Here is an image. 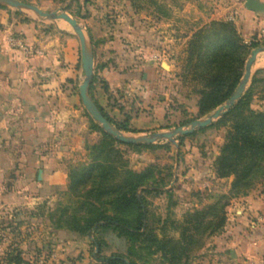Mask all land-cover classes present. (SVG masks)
I'll return each mask as SVG.
<instances>
[{
	"label": "rangeland",
	"instance_id": "374dc122",
	"mask_svg": "<svg viewBox=\"0 0 264 264\" xmlns=\"http://www.w3.org/2000/svg\"><path fill=\"white\" fill-rule=\"evenodd\" d=\"M22 1L45 11H65L88 33L93 46L96 76L91 89L93 100L114 122L125 120L127 116L124 112L145 115L155 112L153 109L157 107L156 111L164 115L163 123L158 125L166 128L155 127L143 132L147 134L177 126L186 127L192 120L204 118L213 111L199 113L198 101L203 82L189 71L186 49L193 33L212 21H230L238 27L236 11L229 0ZM221 8L226 11L219 17H213ZM6 9L13 12L16 18L33 20L43 35H61V43L65 46L71 45L74 40L77 75L73 89L82 108L87 131L85 154L66 164V183L58 185V192L45 194L33 207L0 209V264H11L10 257L17 254L22 259L20 264H101L102 258L114 254L129 257L134 264H169L161 259L159 253L148 254L138 244L129 253L128 240L111 228L96 232L92 229L89 235L69 230L79 197L68 190L67 174L70 168L90 162L85 146L101 139L100 132L92 127L93 119L78 94L82 78L79 40L63 20H43L30 10L16 14L14 8L6 6ZM230 16L234 20H230ZM240 35L246 43L255 40L261 43L259 46H264V34L261 32L248 37ZM103 68L118 72L123 79L116 80L109 87L98 73ZM263 68L264 51L256 56L252 74ZM259 75L264 78V69ZM97 85H100L101 91H97ZM251 107L264 109V80L254 89ZM13 117L14 113L0 112V119L4 121H11ZM211 124L194 130L192 135L182 140L175 138V142L180 144L176 160L175 145L166 140L139 149L118 144L115 145L116 153L110 155L109 163L117 170L116 180L123 177L125 168L149 172V185L143 188L150 190H143L141 194L150 214L151 227L158 237L177 238L180 230L177 226L183 222L187 212L211 204L229 190L232 177H216L213 166L214 158L225 141L229 123ZM16 133L17 130L3 129L5 138L1 147L5 150L9 148L11 152L17 150L20 138ZM15 166L17 164L13 163L6 171L9 172L7 182L10 176H14ZM166 190L171 191L166 193ZM252 190L263 191L264 178L257 181ZM106 208L112 211L110 205ZM94 238L102 240L99 248L92 243ZM201 250L196 251L187 263L196 258Z\"/></svg>",
	"mask_w": 264,
	"mask_h": 264
},
{
	"label": "crops",
	"instance_id": "0c3cea01",
	"mask_svg": "<svg viewBox=\"0 0 264 264\" xmlns=\"http://www.w3.org/2000/svg\"><path fill=\"white\" fill-rule=\"evenodd\" d=\"M229 1L242 36L264 28V16L245 9L244 0ZM225 11L221 8L213 17ZM37 25L0 7V112L14 113L11 121L0 119V144L5 138L3 129L17 130L20 138L14 152L0 145V209L33 207L45 194H55L58 185L66 183V164L85 154L87 128L73 89L77 75L74 40L65 46L61 35H43ZM10 35L20 36L38 52L25 54L11 47L7 42ZM98 73L109 87L123 79L106 68ZM96 89L101 91L100 85ZM156 108L145 115L124 112L135 130L128 133L166 128L158 125L164 115ZM13 163L17 164L14 176L7 182L6 171ZM226 215L223 230L210 236L198 256L187 264H264V190L234 198Z\"/></svg>",
	"mask_w": 264,
	"mask_h": 264
},
{
	"label": "trees",
	"instance_id": "16d2710c",
	"mask_svg": "<svg viewBox=\"0 0 264 264\" xmlns=\"http://www.w3.org/2000/svg\"><path fill=\"white\" fill-rule=\"evenodd\" d=\"M0 7L6 8L3 5ZM22 20L29 21L27 18ZM259 45L261 43L255 40L246 43L233 22L225 20L212 21L193 33L187 43V66L193 76L203 82L198 101L200 114L214 110L232 94L243 74L250 50ZM263 69L251 75L248 87L234 106L211 124L229 123L225 141L213 161L216 177H232L228 192L221 194L211 204L187 212L183 222L177 226L180 229L177 238L158 237L151 227L150 214L141 194L143 190H150L143 188L149 185V172L125 168L123 177L116 180L117 170L109 159L111 153H116L115 145L125 143L113 138L93 121L91 125L100 132L101 139L85 146L90 162L70 168L67 174L68 190L79 197L71 215L69 230L89 235L92 229L96 232L111 228L128 240L129 253L138 244L148 254L159 253L161 259L169 264H186L196 251L205 246L207 238L223 230L230 200L246 195L257 181L264 178V109L251 107L254 89L264 80L259 75ZM95 80L94 75L89 87L91 96ZM96 104L119 130L135 132L129 126V117L116 123ZM192 134L178 136L177 139L182 140ZM125 145L139 149L154 144ZM170 191L166 190V193ZM106 205L111 206V212ZM92 243L99 248L102 240L94 238ZM10 261L20 264L22 259L17 254L11 256ZM101 264L134 262L129 257L114 254L102 258Z\"/></svg>",
	"mask_w": 264,
	"mask_h": 264
},
{
	"label": "water",
	"instance_id": "95a60500",
	"mask_svg": "<svg viewBox=\"0 0 264 264\" xmlns=\"http://www.w3.org/2000/svg\"><path fill=\"white\" fill-rule=\"evenodd\" d=\"M0 5L12 7L19 12L30 10L43 20L60 19L68 23L72 32L77 36L80 45V66L82 70V79L78 85V94L85 110L93 121L113 138L125 144L148 145L154 144L160 140L169 141L175 145V160L177 159L179 148L178 143L175 142V138L192 133L198 128L210 125L214 120L233 107L249 83L252 75L253 62L255 61L256 56L264 51V46L255 47L251 50L245 61L243 74L232 94L206 117L192 120L186 127L177 126L165 131L126 135L124 131L119 130L103 115L90 94L89 87L94 76L93 46L88 33L80 26L77 20L65 11L59 9L45 11L34 4L22 0H0ZM242 5L245 9L252 11L255 15L264 16V0H244Z\"/></svg>",
	"mask_w": 264,
	"mask_h": 264
},
{
	"label": "built area",
	"instance_id": "2783aa9c",
	"mask_svg": "<svg viewBox=\"0 0 264 264\" xmlns=\"http://www.w3.org/2000/svg\"><path fill=\"white\" fill-rule=\"evenodd\" d=\"M230 20H234L233 16H230L229 18ZM260 32L264 34V28L260 29ZM7 42L9 43V45L11 47H14L20 51H22L23 53H37L38 50L36 48H32L31 46H28L27 44H25L22 40V38L18 35H10L7 37ZM155 59H157V56H154Z\"/></svg>",
	"mask_w": 264,
	"mask_h": 264
}]
</instances>
